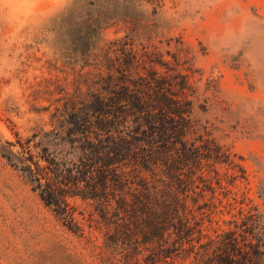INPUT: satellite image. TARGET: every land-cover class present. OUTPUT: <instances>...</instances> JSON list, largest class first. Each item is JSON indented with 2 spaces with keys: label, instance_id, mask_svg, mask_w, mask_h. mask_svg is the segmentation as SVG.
Segmentation results:
<instances>
[{
  "label": "trees",
  "instance_id": "trees-1",
  "mask_svg": "<svg viewBox=\"0 0 264 264\" xmlns=\"http://www.w3.org/2000/svg\"><path fill=\"white\" fill-rule=\"evenodd\" d=\"M176 64L109 41L95 72L55 101L49 128L6 141L0 155L86 246L85 227L105 229L103 264H264L256 206L207 233L224 207L219 193L246 175L240 156L198 133L196 89ZM72 199L93 213L77 217Z\"/></svg>",
  "mask_w": 264,
  "mask_h": 264
},
{
  "label": "rangeland",
  "instance_id": "rangeland-1",
  "mask_svg": "<svg viewBox=\"0 0 264 264\" xmlns=\"http://www.w3.org/2000/svg\"><path fill=\"white\" fill-rule=\"evenodd\" d=\"M124 38L177 60L196 89L198 133L242 159L246 177L219 193L207 233L240 209L264 214V0H0V145L48 129L55 101ZM70 204L77 217L93 213ZM104 231L85 227L86 246L0 155V264H103Z\"/></svg>",
  "mask_w": 264,
  "mask_h": 264
}]
</instances>
